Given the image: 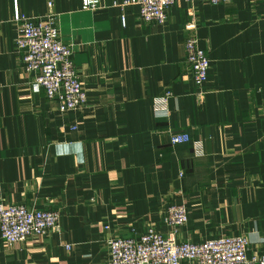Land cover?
Instances as JSON below:
<instances>
[{
    "label": "crops",
    "instance_id": "1",
    "mask_svg": "<svg viewBox=\"0 0 264 264\" xmlns=\"http://www.w3.org/2000/svg\"><path fill=\"white\" fill-rule=\"evenodd\" d=\"M123 1L0 0V202L61 214L59 231L13 244L0 230V264H107L108 237L170 233L171 203L189 214L177 241L245 235L264 255L263 6L180 0L157 24ZM49 12L88 96L67 112L35 90L17 45L16 18ZM192 34L204 86L185 63ZM181 133L191 141L172 144Z\"/></svg>",
    "mask_w": 264,
    "mask_h": 264
},
{
    "label": "built area",
    "instance_id": "2",
    "mask_svg": "<svg viewBox=\"0 0 264 264\" xmlns=\"http://www.w3.org/2000/svg\"><path fill=\"white\" fill-rule=\"evenodd\" d=\"M180 0H124L114 5H135L140 17L150 23L165 24L168 10ZM188 3L208 2L216 5L230 0H183ZM264 8V0H257ZM83 9L93 10L101 0H82ZM50 8L52 4H49ZM17 45L28 73L33 74V87L43 91L50 101H57L61 112L83 107L88 96L82 78L74 62V47L65 43L57 26L56 14L49 12L44 17L20 14ZM123 20L125 18L123 17ZM197 26L195 18L187 24L190 29ZM185 63L198 86L208 80L210 58L200 47L196 35L184 41ZM171 92L157 99V106L166 105ZM187 133L172 134L171 143L190 142ZM197 146V145H196ZM199 148V147H197ZM58 210L28 209L22 204L0 202V230L2 238L9 244L24 241L33 235H47L59 231ZM189 214L183 203H171L165 214V222L173 229L164 234L153 228L137 237H108L107 264H264V255L250 256L249 240L245 235H229L202 242L177 241L179 227L188 222ZM108 228V226H106ZM70 247V246H68Z\"/></svg>",
    "mask_w": 264,
    "mask_h": 264
}]
</instances>
